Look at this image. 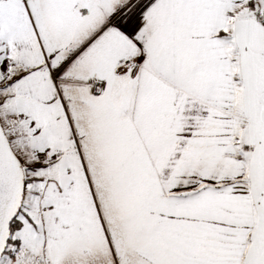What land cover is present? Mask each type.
Returning a JSON list of instances; mask_svg holds the SVG:
<instances>
[{
	"label": "snow or ice",
	"instance_id": "1",
	"mask_svg": "<svg viewBox=\"0 0 264 264\" xmlns=\"http://www.w3.org/2000/svg\"><path fill=\"white\" fill-rule=\"evenodd\" d=\"M0 264H264V0H0Z\"/></svg>",
	"mask_w": 264,
	"mask_h": 264
}]
</instances>
